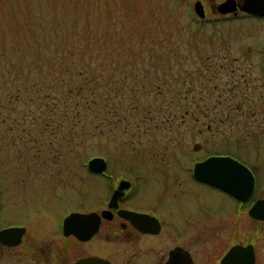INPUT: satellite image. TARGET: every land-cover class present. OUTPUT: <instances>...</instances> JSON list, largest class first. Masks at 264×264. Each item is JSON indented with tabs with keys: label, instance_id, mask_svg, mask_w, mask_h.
<instances>
[{
	"label": "rangeland",
	"instance_id": "374dc122",
	"mask_svg": "<svg viewBox=\"0 0 264 264\" xmlns=\"http://www.w3.org/2000/svg\"><path fill=\"white\" fill-rule=\"evenodd\" d=\"M195 1L0 0V44L14 47L20 30L47 41L90 40L96 76H104L99 72L107 61L110 76L125 71L117 82L104 84L132 93L120 99L127 108L124 121L100 111L87 117L84 126L79 107H66L53 97H31V86H16L14 92L23 96L10 115L4 106L9 99L2 98L3 210L36 193L49 198L56 187V193H63L60 188L73 186L74 178L81 179L82 188L89 186L95 175L87 164L94 157L109 162L113 177L150 178L153 189L147 193L158 188L185 196L196 161L211 154L237 155L257 165L258 191L263 189L264 53L258 50L264 49V21L220 17L210 8L200 18ZM161 40H172L175 47L169 41L159 46ZM150 48L164 64L161 80L155 71L145 74L137 64L128 66ZM22 52L29 54L28 49ZM96 98L98 107L100 96ZM130 104L138 107L130 110ZM197 142L202 147L195 151ZM68 198L74 199V193ZM242 229V240H251ZM262 238L259 234L254 240Z\"/></svg>",
	"mask_w": 264,
	"mask_h": 264
},
{
	"label": "flooded vegetation",
	"instance_id": "af4514ba",
	"mask_svg": "<svg viewBox=\"0 0 264 264\" xmlns=\"http://www.w3.org/2000/svg\"><path fill=\"white\" fill-rule=\"evenodd\" d=\"M197 1L205 17L210 8L220 17L264 21V14L242 9L243 0L226 14L217 9L225 0ZM213 155L231 156L251 169L255 187L249 197L238 198L194 177V165ZM194 165L185 196L158 188L147 193L153 189L150 178L113 177L108 161L102 173L89 178L96 183L82 188L81 179L74 178L73 186L60 188L63 193H56V187L49 198L36 193L28 200L16 199L12 209L1 208L0 192V232L20 230L0 237V264H264V240H254L259 234L264 239V219L250 213L264 200L257 165L229 154L206 155ZM116 191L120 194L113 200ZM243 227L251 240H242Z\"/></svg>",
	"mask_w": 264,
	"mask_h": 264
},
{
	"label": "trees",
	"instance_id": "16d2710c",
	"mask_svg": "<svg viewBox=\"0 0 264 264\" xmlns=\"http://www.w3.org/2000/svg\"><path fill=\"white\" fill-rule=\"evenodd\" d=\"M58 31L60 32V30ZM33 33L35 32L30 34L22 30L15 33L17 38L13 40L14 47L10 49L6 44H0V85H3L0 88V107L3 106L2 98L8 97L9 101L4 104L6 112L10 115L15 110L16 101L23 94L20 91L14 92V89L17 85L22 84L26 89L31 86L29 94L31 97L32 95L43 99L53 97L57 101L63 100L62 103L66 107L72 106L76 110L79 107L83 126L87 122V117L100 111L102 114L112 113L114 117H117V121L125 120L123 117L127 108L122 105L120 99L130 97L131 89L124 90L125 88H122L124 92L119 93L120 88L113 90L112 87L104 84L107 80L117 82L125 70H119L118 73L113 71V76H110L107 74V67L110 63L104 61L99 72L104 76H96L95 52L90 40L66 41L65 38H56L51 39L53 41H47ZM166 41H169V45L172 44V40H161L159 46ZM45 43L47 44L43 47ZM173 44L171 48L175 47ZM52 45L57 48V52L50 51ZM23 49H28L29 54L23 53ZM158 54L153 53V49L150 48L141 53L140 58L135 60L137 62H127L128 66L137 64L138 69L140 71L142 69L145 74L155 71L159 76L161 72L159 70L164 67V64L160 62ZM118 65L126 67L125 64L119 63ZM140 71H136L137 75H140ZM166 78L169 79L168 74H166ZM157 79L161 80L163 76L160 75ZM54 91L57 93L53 95ZM97 94L101 101L100 103L98 101V107ZM72 98L76 100L69 101ZM136 107L138 106L130 104V110H134ZM147 111L151 112L152 110Z\"/></svg>",
	"mask_w": 264,
	"mask_h": 264
},
{
	"label": "water",
	"instance_id": "95a60500",
	"mask_svg": "<svg viewBox=\"0 0 264 264\" xmlns=\"http://www.w3.org/2000/svg\"><path fill=\"white\" fill-rule=\"evenodd\" d=\"M242 9L252 12L264 14V8L259 6L262 0H243ZM195 11L200 17H205V11L200 1L195 3ZM237 8V0H225L218 4L217 9L221 14L235 12ZM201 147L200 143L194 144V149ZM88 168L95 173H102L106 169V159L103 157H94L89 160ZM194 177L214 187L220 188L238 198L246 199L249 197L255 187V177L249 167L241 163L231 156L213 155L204 161L197 162L194 165ZM125 181L121 182L120 188L124 187ZM119 191H116L113 200H116ZM260 210L264 211V200H259L251 209L250 213L260 219H264ZM19 229L8 228L0 232V237L12 236ZM171 262V259H170ZM171 264V263H169Z\"/></svg>",
	"mask_w": 264,
	"mask_h": 264
}]
</instances>
